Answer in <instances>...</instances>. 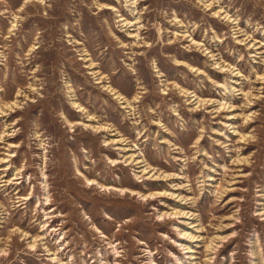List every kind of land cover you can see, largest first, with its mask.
Masks as SVG:
<instances>
[{"label":"rangeland","instance_id":"374dc122","mask_svg":"<svg viewBox=\"0 0 264 264\" xmlns=\"http://www.w3.org/2000/svg\"><path fill=\"white\" fill-rule=\"evenodd\" d=\"M0 264H264V0H0Z\"/></svg>","mask_w":264,"mask_h":264}]
</instances>
